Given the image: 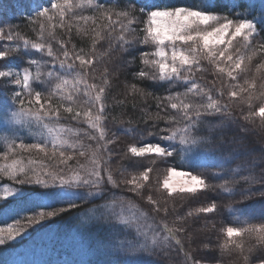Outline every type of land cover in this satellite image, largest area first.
<instances>
[{"label":"snow or ice","instance_id":"snow-or-ice-1","mask_svg":"<svg viewBox=\"0 0 264 264\" xmlns=\"http://www.w3.org/2000/svg\"><path fill=\"white\" fill-rule=\"evenodd\" d=\"M216 6V0H197L191 6L163 0H27L20 12L27 8L24 19L34 39L22 35L19 24L0 20V116L18 126L0 128L6 146L0 158L13 157L11 163L0 164V173L18 184L0 191V252L34 227L99 199L104 203L83 215L86 226L99 224L107 230L90 245L100 253L95 264H210L207 256L194 254L212 250L211 235L203 234L208 225L196 229L190 220L215 214L219 206L212 201L182 212L185 202L218 190L239 192L242 202L254 197L264 202V168L256 171V150L241 137L222 134L232 124L247 133L241 122L264 133V75H252L250 67L254 57H264V0H244L243 7L241 0H227L224 7L236 19L214 11ZM85 10L91 15L80 14ZM73 28L87 42V51L73 42ZM130 53H137L140 61L132 79L153 87L167 85L165 95L153 96L132 83L124 85L123 99L110 96L114 58ZM13 57H21L23 64L13 65ZM136 59L120 58V63L130 66ZM205 64L211 66V81L205 79ZM262 70L264 60L255 66L256 74ZM4 88L15 90L4 94ZM136 96L155 100V114L141 109V118L145 124L151 121L155 131L133 127L131 120L110 121L115 107H127L128 97ZM110 122L140 140L154 137L158 142L137 146L138 141L121 152ZM161 123L165 126L159 127ZM23 128L29 129L32 143L19 135ZM33 154L43 159H33ZM241 156L250 159L232 168ZM145 157L148 165L138 159ZM177 157L181 167L220 171H178L171 164ZM117 159L126 163L114 171L111 165ZM258 159L264 162V144ZM157 161L168 167L162 181L157 175L153 185L150 174L156 169L149 165ZM141 167L143 171L125 177L129 168ZM176 176L182 177L179 183ZM225 176L229 179L223 183L210 182ZM227 208L239 215L236 226L222 229L225 239L215 241L217 248L222 255L236 254L243 264H264V209L254 223L256 215L246 207ZM193 244L197 247L191 248Z\"/></svg>","mask_w":264,"mask_h":264},{"label":"trees","instance_id":"trees-1","mask_svg":"<svg viewBox=\"0 0 264 264\" xmlns=\"http://www.w3.org/2000/svg\"><path fill=\"white\" fill-rule=\"evenodd\" d=\"M19 4L15 7V8H9L7 6H5L8 3V0H0V20H5V21H10L14 24H19L20 25V31L21 34L28 37V38H35V32L32 30V27L29 26L27 24V21L24 19V16L28 15V10L25 7L24 9V13L23 15H21L20 12V8L21 6H26L27 4V0H19ZM164 3L171 5V6H180V5H187V6H191L195 3H197V0H163ZM227 2V0H216V8L214 9V11L216 12H220V13H227L231 18L236 19L235 16H233V14L231 12H227V9L224 7L225 3ZM241 5L243 7L244 5V0H241ZM239 11V9H238ZM81 15H91V13L87 10H85L84 12L80 13ZM57 36L58 37H62L64 35V33L57 28L56 30ZM239 40V38H237ZM73 42L76 43L78 45V47H83L85 48V51L88 50V46H87V42L86 41H81L79 40V38H77L75 36V28H73ZM236 42H234L235 44ZM239 46V45H237ZM144 50H148V49H144ZM241 51L243 52L244 49L241 48ZM133 55H137V59L135 61L134 64L130 65V66H124L120 63V58L124 59V60H128L131 59V57ZM36 58H39V54H35ZM119 58H115L114 59V63H113V67H117L122 65V69H120L119 71V76L118 77H111V81H112V85H113V89L112 92L110 93V96H116L118 99H123L122 94L124 93V85L125 84H129V83H136L138 84V86L140 88H143L145 90V92H151L153 93V96L159 95V96H163L165 95V89L168 87L167 85H164L162 87L157 86V87H153L150 83H141L139 81L133 80L132 79V73L136 72L139 67H140V61L138 58V54L137 53H130V54H118ZM260 56L254 57L252 63L257 59V63L261 61V59H264V57H261V59L259 58ZM246 62V61H245ZM12 63L15 66H20L23 64V59L21 57H13L12 59ZM254 64V63H253ZM206 68L209 69L208 73L205 74V79L208 81H211L213 79V75H212V70H211V66L205 64L204 65ZM37 90H41V89H37ZM175 90H183L182 88L180 89H173ZM13 91L12 88H4L3 92L4 94H7L9 92ZM111 104V99H109L108 101ZM55 103V101H54ZM135 103L137 105L136 109L133 110L131 105ZM147 107L149 112L151 114H155L157 112V108L155 105V100L152 98V96H149L146 100L142 99L140 96H136L135 98L133 97H128L127 100V107H115V109L113 111L110 112L109 116H110V121L112 117H115V119L119 122H126L128 120L132 121V125L133 127H137L141 130L144 129H150L152 131H155V128L151 127V121H149L147 124H145L144 119L141 118L142 114H141V109ZM163 114V113H162ZM236 115L239 116V111L236 112ZM241 124L247 128V133H243L240 132V134H238V132L236 133L238 136L237 137H241L243 138V142L244 144L250 148V149H255V156L257 157L256 163L259 164L260 167H258L256 169L257 172L260 171V168H264V162H261L258 158L260 155V149H261V145L264 144V134L261 133L258 129H256L254 126L252 125H247L244 124L243 122H241ZM73 127H80L81 129H86V125L85 124H73ZM110 128L113 132H115L116 136L119 138L118 140V145L117 148L118 150L122 151H126V142H124L123 140L127 141H133V142H138L139 143H144L143 141H146L147 143H155L157 142V140L154 137H148L145 140H140V138L135 135V134H128L124 131L121 130L120 127V123H116V124H111L110 122ZM127 126V125H126ZM165 125L163 123H161L159 125V127H164ZM235 127V124L232 125H227L225 127H223L222 129V134L224 135V137L226 138V135L228 136V138H232L233 136V132H232V127ZM237 126V125H236ZM233 127V128H234ZM239 128V127H238ZM226 129V130H225ZM225 130V132H224ZM252 131V132H251ZM35 132V131H32ZM228 132V133H227ZM21 136L26 137L25 142L26 143H32L33 142V138L30 134V132H22L21 134H19ZM6 151V146L3 142L2 139H0V153ZM26 155V154H25ZM35 154L32 155L33 159H43L42 156L38 155L34 156ZM13 159V157H9L8 160H4L3 158H0V164H5V163H11V160ZM140 159V163L144 164L146 163V161H148L147 158H138ZM179 157H177L176 159L171 161L172 166H177L178 169L181 170H191L193 171V174H207V173H215V172H219L220 169L218 168H192L189 169L187 166H183L181 167L178 163L179 161ZM250 158L248 156H241L239 160H237L233 165H231L232 168H236L237 165H240L242 163H245L249 160ZM114 161V160H113ZM47 162V161H46ZM159 164H161L159 161H157ZM122 163H126V161H121ZM202 163L204 164H211L213 163V161L210 160H204L202 161ZM145 165V164H144ZM148 165V164H147ZM165 164H162V166ZM149 166H154V165H149ZM118 167H115L113 170L115 171ZM141 168H131V170H140ZM241 174L243 175H247L248 173L246 171H244L243 169H241ZM224 179H229V177L225 176L223 177V179H212L210 180L211 183L214 184H219V183H223ZM7 185L9 187H18L17 182L15 181H11L10 178L4 176L2 173H0V191L3 190V187ZM229 187H231V185H229ZM241 188H246L248 187V185L242 184L240 185ZM253 187H258L257 186H253ZM25 191H29L31 189H29L28 186H25L24 188ZM40 191H43V189H39ZM209 194V199L212 201H215L218 206H219V210L217 212V214H219V217L221 218V220L223 221L222 223L224 225L222 226H229L230 224L232 226H236L233 222L235 221L236 216L239 215V212L233 213L231 211V209L227 208V205L231 204L233 205V207H246L248 209V211L250 213H255L256 218L252 221L254 223H259V213L261 211V209H264V202H261L259 197H254L251 200H247V201H243L242 195L237 192L235 195H226L223 194L222 191H217L216 193L213 192H207ZM119 194V193H118ZM137 203H139V201H136ZM242 202V203H241ZM2 203V202H0ZM104 203V200H93L91 203H87L82 205L80 208L73 210V211H69L67 213H64L58 217L52 218L46 222H44L41 225H38L36 227H34L33 229L29 230L28 236L25 237L22 240H17L15 244L9 245L8 248L10 250L8 251H3L0 252L2 254H9L10 252H12L11 249L17 250L19 248H23L28 246L31 242H33L34 238L39 234H42L43 232L46 233L48 232L51 228H55V227H65V228H69L68 226H70V221L72 218H74L75 216H77V213L80 212H84L85 209H90L91 207H95L96 205H101ZM142 207H145V204H141ZM54 207H66V205L63 204H56L54 205ZM33 211H35L36 209H32ZM40 210H44V209H40ZM47 210H51V209H47ZM26 215H30L31 212L30 211H25ZM11 222V221H9ZM92 225V229L94 226L97 225L101 226L99 224H90ZM89 225V226H90ZM3 226V225H0ZM66 231V230H65ZM106 229L103 227L102 231L99 233V235H105L106 234ZM96 261H94L95 263ZM147 264H151V262H147Z\"/></svg>","mask_w":264,"mask_h":264},{"label":"rangeland","instance_id":"rangeland-1","mask_svg":"<svg viewBox=\"0 0 264 264\" xmlns=\"http://www.w3.org/2000/svg\"><path fill=\"white\" fill-rule=\"evenodd\" d=\"M170 1V0H169ZM19 0H8V3L5 5L9 8H15L19 4ZM2 43V42H0ZM261 59V57H259ZM115 59V58H114ZM254 60V59H253ZM264 59H261V61ZM257 59L250 65L252 70V75H264V70L260 74L255 73V66L260 62H256ZM247 63V61L245 62ZM122 65L115 67L116 71L113 73V77L119 76V71L122 69ZM251 78V76L249 77ZM242 82V81H241ZM259 83V80H258ZM132 84V83H129ZM15 90V89H12ZM7 127V128H14L18 127L17 125L12 124L10 121H5L2 116H0V128ZM234 127V126H233ZM232 129L233 136L237 137L240 134V128L235 125ZM37 129L33 127L31 131H36ZM226 130V129H225ZM224 130V132H225ZM22 132H29V129L23 128L20 130L19 134ZM252 132V131H251ZM228 133V132H227ZM264 134V133H263ZM4 133L0 132V136H3ZM226 138L228 136L226 135ZM230 139V138H228ZM126 142L125 146L127 150V146L136 142L130 140H123ZM147 143L146 141H143ZM158 142V141H157ZM264 142V141H263ZM156 143V142H155ZM143 143H137V146H141ZM34 156H37L35 154ZM147 158V157H145ZM37 159V158H36ZM148 159V158H147ZM121 161L114 160L112 162V168L119 167ZM145 165L148 164V161L144 163ZM168 167V165L156 164L153 166L156 171L150 174V181L153 185L156 182L157 175H159L160 180L162 181L164 175V169ZM144 169L141 167L140 170H131L129 168L128 172L124 175L127 177L129 173L135 174L137 171H143ZM178 171H185L178 169ZM182 180V177L176 176L174 177V182L179 183ZM211 200L209 199V194L206 192L200 195L197 199H189L185 202L184 207L180 210L186 211L189 208H195L200 206L208 205ZM181 201L178 198L176 201V206L180 208ZM147 207V205L145 204ZM91 207L90 209H92ZM80 218H72L70 221L69 228L65 227H53L48 232L38 234L33 242H31L28 246L19 248L10 252L9 254L5 255L0 253V260L6 261V264H95L94 261H97L100 258V253L97 248L90 247L94 241H99L103 238L104 235H99L102 231L103 226H96L93 227L89 223L87 226L85 225V221L83 218L84 212H80ZM223 221L219 217V214H201V218L199 220H190V223L193 228L196 229H203L205 224L208 225L207 229H204L205 235H211L213 240L212 243V250L208 252L207 250H200L198 253H194L196 255H205L209 258L210 264H215V260L212 257H216L221 259L222 264H243L242 260H238L236 254H228L225 252L223 255L221 251L217 248L215 241L219 240L223 242L225 239L222 229L226 226L222 223ZM90 225V226H89ZM215 225L213 228L212 226ZM66 230V231H65ZM107 231V230H106ZM105 231V232H106ZM207 243V240L204 241ZM197 245H191V248H196ZM102 250V249H101ZM251 264H255V260L251 261Z\"/></svg>","mask_w":264,"mask_h":264}]
</instances>
